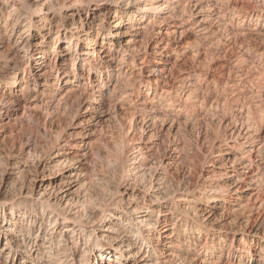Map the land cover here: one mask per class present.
Segmentation results:
<instances>
[{
    "label": "bare ground",
    "instance_id": "bare-ground-1",
    "mask_svg": "<svg viewBox=\"0 0 264 264\" xmlns=\"http://www.w3.org/2000/svg\"><path fill=\"white\" fill-rule=\"evenodd\" d=\"M0 264H264V0H0Z\"/></svg>",
    "mask_w": 264,
    "mask_h": 264
}]
</instances>
